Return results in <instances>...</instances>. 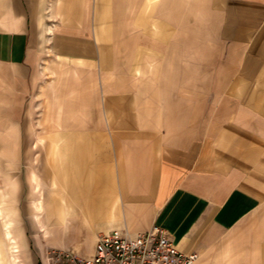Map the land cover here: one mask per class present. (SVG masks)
<instances>
[{
	"label": "crops",
	"instance_id": "crops-1",
	"mask_svg": "<svg viewBox=\"0 0 264 264\" xmlns=\"http://www.w3.org/2000/svg\"><path fill=\"white\" fill-rule=\"evenodd\" d=\"M8 126L26 202L0 193V243L37 264L154 226L195 264H264V0H0Z\"/></svg>",
	"mask_w": 264,
	"mask_h": 264
},
{
	"label": "built area",
	"instance_id": "built-area-1",
	"mask_svg": "<svg viewBox=\"0 0 264 264\" xmlns=\"http://www.w3.org/2000/svg\"><path fill=\"white\" fill-rule=\"evenodd\" d=\"M195 250L178 248L166 229L154 226L142 232L115 228L96 240L92 255L58 252L59 264H195Z\"/></svg>",
	"mask_w": 264,
	"mask_h": 264
},
{
	"label": "rangeland",
	"instance_id": "rangeland-1",
	"mask_svg": "<svg viewBox=\"0 0 264 264\" xmlns=\"http://www.w3.org/2000/svg\"><path fill=\"white\" fill-rule=\"evenodd\" d=\"M195 41L198 39L197 36L194 37ZM201 41H196L195 42V54L197 53V49L198 46L196 45V43H200ZM183 43L185 42V38L183 37ZM17 133V138L14 136ZM7 135V136H6ZM38 138L37 136H35V139ZM10 140V139H20L19 136V132H15L14 127H10L8 126L7 131L4 135L0 134V140L1 141H5V140ZM4 144V143H3ZM37 150V152H41L43 149L38 148L35 149ZM20 153V148H11V147H2L0 149V156L3 160L9 159L7 161H5V164L7 163L8 165H11L13 170L12 171H16V178H17V185L15 184V186L13 185V181L12 184L9 183V185L4 186L2 185L0 187V193L3 197L11 199L13 198L14 200L18 202H26L23 201L25 199L24 196H22V194H25V184H24V180L22 179V173L24 175V171H25V167L26 165L24 163H16L15 160H18V156ZM10 159H12L13 162H10ZM5 171V169H2L0 171V178L2 179L3 177V172ZM2 174V175H1ZM4 180L2 181V184ZM41 182V181H39ZM13 185V186H12ZM7 191V192H5ZM36 208V207H35ZM20 215V221H19V231H20V236L24 239H26V241L28 240V242L31 240H33L39 233V225L38 222L35 219H38V217H41V214L39 211H19ZM50 213H56V212H50ZM8 217V214L3 215L2 220H4V223L7 224L8 219H5L6 217ZM33 216H38L37 218L35 217V219L33 218ZM5 224V225H6ZM1 227V226H0ZM9 228H5V226L3 227V231H4V236H5V243H0V251L1 252H9V254H11V257H13L12 260L10 259H5L3 257V259L0 257V264H37V258L35 253L32 251H21L19 245L15 244L12 242V237L9 235ZM1 256V255H0ZM8 257V256H7ZM4 260V261H3Z\"/></svg>",
	"mask_w": 264,
	"mask_h": 264
},
{
	"label": "bare ground",
	"instance_id": "bare-ground-1",
	"mask_svg": "<svg viewBox=\"0 0 264 264\" xmlns=\"http://www.w3.org/2000/svg\"><path fill=\"white\" fill-rule=\"evenodd\" d=\"M2 258V257H1ZM3 259V258H2ZM4 261V260H3Z\"/></svg>",
	"mask_w": 264,
	"mask_h": 264
}]
</instances>
